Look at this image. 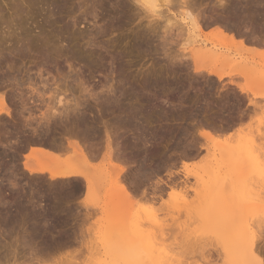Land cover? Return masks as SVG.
<instances>
[{"label":"rangeland","instance_id":"1","mask_svg":"<svg viewBox=\"0 0 264 264\" xmlns=\"http://www.w3.org/2000/svg\"><path fill=\"white\" fill-rule=\"evenodd\" d=\"M130 1L32 0V3L31 0H0V11L2 10L0 13H4V15H0V36L3 35L0 41H5V44L2 41L0 42V45L3 44L2 47H7L5 49L9 50L8 44L11 43V47L13 48L18 40L20 43L17 42L15 47L21 44L22 46L19 47L26 46L24 49L27 48L26 50H28L30 48H28V46L30 45L27 46L26 43L31 44L28 42H32L28 41L29 38L32 40V37L34 36L40 37L42 35L41 37H44L45 34L47 35L45 36L46 38L48 37L51 39L41 42L40 40H43L45 37H40L41 39H33V44H39V46H41L37 47L38 45H36L35 47L34 45L35 49H33L34 47L32 48L35 50L34 56L33 53H31L32 49L30 52L28 50V53L25 50L26 55L21 59L23 61L18 60L20 62L14 64V66L11 67L9 66L10 64H8V67H4L3 70L13 72V75H16L17 77H15L17 79L18 77L19 79H21L20 77H23L24 82L26 79L30 80L29 82H25L27 84L24 83V88L22 86V91L26 95L27 92H29L27 86L30 82L31 84H34L35 82H40L41 79L44 81L45 78H47L48 80L45 81H47V83L49 81V85H52V81L53 85L58 81H61L62 83L65 82V84L68 83V86H64L66 90L77 89L75 91L72 90L73 92L68 91L66 93V97L64 94L62 99H64V102L66 101V106L68 105L66 107L67 110H69L70 107V110L73 112L70 113V110H66L68 117L66 114L64 115V113H66L64 111V113L62 112L63 115L61 114L58 119L63 118L62 120L60 119V121L65 122L67 118H76L78 115L83 116L87 120L91 119L92 122L95 121L96 123L94 125L92 122H90L94 126L93 128H95V125L99 123L96 125L95 129L91 130V132L89 130L87 135L86 133L84 134L85 136H89L86 139L85 137L83 138V136L81 137L79 135L71 136L70 133H66L64 129L61 128V125L56 126V129L57 127L59 128L61 126L59 128L61 131L57 129L58 132L53 130L55 129V126H51L52 129L49 131L51 133L48 135L51 138H55V142L59 141L58 143L62 142L64 145H66V147L68 146L66 148V155L62 159L60 158L59 162L41 156H35L32 159L25 158L27 155V150H30L33 146V138L29 136L30 132L28 128H23L24 125L22 124L24 123L23 116L24 118L26 117V119L28 118L27 111H24V115L22 114L23 116L20 117L21 119L17 118L18 122H21L18 124V127L17 125H10L12 128L16 127L15 129L13 128V131L11 130L12 128L6 126L7 128H10L12 133L18 132V128L21 126L22 130L20 131L21 133L19 135L15 133H11L10 136L6 135L7 137L4 135L3 137H5V139H2V142H0V264H126L127 260L125 254H127V237L125 238V236L128 228L132 226L130 228H136L139 231H144V234H141L145 235L151 233L152 230H154L153 222H156L159 225H165L168 228L163 231L162 235L164 236L159 235L160 232L154 233L153 239L152 236H150V240L152 239L151 241L154 242L152 243L150 241V244L155 245V247L152 248V254L155 253L153 255L159 254L165 257L169 255L173 258H184L182 264H207L204 263V261L201 260L199 256V252L202 248H204L202 247L200 249L201 245H205V247H208L207 252L204 251V253H206L203 255L210 258L212 261L211 264H246L247 262L244 258H235L230 260L224 258L220 243L215 236L217 234L221 235L223 232L232 231V227L236 226L238 222L236 224V221H234L233 218H231V222H229L226 218H223V212L220 211V214L218 213L215 215L216 219L217 215H219L218 217L220 220H217V222L214 221L213 223H216L212 225H210L211 223L208 224V222H205L207 225L204 226L201 222V217L203 218L202 220L205 219L209 221V219L203 217L205 215L201 216V213L200 218L197 217L199 216L198 214L195 216L193 213L196 211L194 208L196 205L195 203L197 202V200H195L197 197L195 192L198 191L215 193L224 191L229 192L230 190L231 193H237L239 196L250 194V196H253V199L255 198L253 202L257 201L256 198L259 201H264V131H262L264 130V28H262V26L264 27V15L263 17L261 16L262 14L258 15L260 10L264 12V9H260L258 13L255 11L253 14L256 6L254 0H224L225 2H229L227 3L228 9L226 10L225 14L230 15L228 12L231 11L233 13L232 17L231 15L228 16L230 18L229 19L226 15H223L225 11L223 14H221L222 12L218 8L219 4L216 6L219 10H216L217 8H215L214 4L218 3V0H197L196 2L193 0L195 2L194 4L196 5L198 3L197 5L200 7L195 8L199 10H195L191 6V11H193L192 14L195 16L196 14H200L201 16L199 15V18L203 17L201 18L202 20L200 19V25L203 23V26L201 25L199 28H191L184 23L187 22V20L183 21L185 10L181 8V5L179 4V6L176 4L175 7H171L170 12H167L165 7L166 3L162 1L158 2L157 4L161 7L159 10L164 11L162 16L159 17L147 12L137 3L133 5L134 2L131 3ZM193 1L191 2L193 3ZM126 2L127 5L125 6L124 4H126ZM261 3H263L264 8V0ZM135 5H138L139 7ZM212 6H214V9L218 13L212 11ZM242 6L246 8L244 11H242L244 9ZM120 7L125 8L121 10ZM236 8H238V12H240L242 9V12L238 13L235 11L237 10ZM13 9L15 10L14 12H12ZM17 9L19 12L16 11ZM117 10L119 15L117 14ZM199 11L201 13L198 14L197 12ZM250 12L252 14H250ZM13 13H16L19 17H17V15L15 16ZM244 14L247 15L246 17H248L249 20L244 17ZM220 15L229 19V22L227 19H224L226 22L224 20L222 21L224 17L222 18ZM14 16L17 18H14ZM166 16L167 18L170 16V18L173 19V22L177 23L173 24L171 21L172 23H170L171 25L173 24V26H170V23H168V25L166 23ZM250 16L253 17L251 18ZM115 18L116 21H114ZM2 19L3 22H1ZM212 19L216 21L215 24H218L217 26L221 25L226 28L227 25H231L230 27L232 28V24H235L234 28L231 30L234 31L236 29L234 33H239H235L237 36L236 39H245L242 41L243 43L240 42V45L238 43L240 40L238 42H236L237 40L235 39V42L232 41V39L229 41L228 36H221L222 34L218 33V30H215V27L217 26L213 25L214 21L211 23ZM230 21L232 23H230ZM252 21H254V23ZM54 27H56L57 30H55L56 28ZM117 27H120L118 31ZM230 27H228V29H230ZM63 28H65V33L64 36H61L63 35L62 32H64ZM9 32L11 33L9 34ZM240 32L242 33L240 34ZM12 33L14 35H11ZM4 34L6 36H4ZM24 34L29 37L25 36ZM71 35L74 36L72 37ZM240 35H243V38ZM21 36H24L25 38L27 37L28 40H24V37ZM238 36H240V38ZM7 37H9V40H6ZM16 37L18 39H16ZM145 37L147 38L146 40L144 39ZM248 37L251 38L249 39ZM253 37L257 38V40H253ZM3 38H5V40ZM11 38L13 41L16 39V42H13L12 40L11 42ZM188 38L192 41L191 43L187 42ZM130 39H132V41ZM258 40L260 45L256 44V42L258 43ZM35 41L36 43H34ZM47 41L49 42L48 45L50 44V41L51 43L53 42L50 44L52 46L44 45L43 47V44H45ZM91 41L94 43H92V45H94L93 47H97L96 49L93 47H91L92 49L88 47L87 43L89 44ZM67 43L72 45L68 46ZM73 45H76L75 47L77 49ZM67 46L70 47V49L72 47L80 51H90V49L98 50V54L101 55V59H99L102 61H98L99 59L95 57L91 58L92 61L91 64H89L90 66L79 63L73 59H70L66 54L68 52L67 50L69 49ZM55 49H59L58 52ZM195 51H204L207 53L209 51L207 55H211L210 57L207 56V59H200L201 62L198 60L197 62L199 65L203 67L208 66L218 68L220 65L226 66V64H228V66L233 67V69H227L226 73H231V75H226L222 80L218 81L215 77L208 75L205 72H203L201 75L195 74L194 66L197 63L193 62L191 59L194 54L193 52ZM37 52L40 53V55L37 54ZM41 53H44V56H46L45 53H48L51 57L47 54L48 57L43 59L42 57L44 56H42L43 54ZM51 60L53 61L51 62ZM96 62L100 63V66L98 64L97 66ZM244 66L249 68L248 72L251 73L250 77H247V75H245L246 77L242 75L243 71H240L237 68ZM172 72H174V74ZM40 74L42 75L41 78ZM23 78L21 80H23ZM53 78L57 80L54 81ZM111 80L116 82L119 80L123 85L126 82V87L129 83L128 87L132 86V89H135L137 86L136 89H138L137 91L135 89V91H139L140 96L138 95L139 93L137 94L135 91H133V93H136L137 95L132 93V97H129L132 100H128L135 102L134 99L136 100V96H138V100H140L142 103L139 102V106L137 105L139 103L135 102L134 105L136 104V106H139L140 108L138 107V109H136V106H132L133 102L132 104H128V108H130H126L127 111H130V115L128 112H125L126 110L123 111V113L119 112V115H117L119 110L116 112L115 110L111 111L109 108L108 109L110 111L103 109V104H101V106L100 102H96V99H101V95L103 97L106 91L105 87L102 88V85H104L106 82L107 84H110L112 82ZM79 81L84 84L85 88L88 89L87 91L81 90V86L79 87L80 84L77 85L80 83ZM5 84L7 85L9 83ZM36 84L37 83L34 85ZM48 84V88H55V86L51 87ZM74 84L78 87L74 86ZM130 84L133 85L130 86ZM6 85H4V89H10L11 86ZM14 85L15 86L13 87L16 89L17 86L16 84ZM38 85L39 83L36 86ZM239 86L244 88V92L239 90ZM25 87H27V90ZM66 87H69L70 89ZM102 89L103 93L101 92ZM98 91L101 92L99 93L100 96L99 94L96 96H90L94 95L96 92L98 93ZM12 92L15 93L13 90ZM12 92L10 91L8 94H11ZM83 93L86 94L84 95ZM141 96L142 99L140 98ZM74 99L75 101L81 102L82 104L84 102V105L87 100V111L85 108H80V111L83 109V111H81L83 113L81 114V112L78 113L79 110H72L71 106L73 107ZM130 101L126 100V102L131 103ZM13 103L14 102L12 101V107L15 104ZM150 103H152V105ZM99 105L102 109L99 108ZM84 107H86V105ZM90 107L91 109H89ZM172 107H175V109ZM104 108L106 107L104 106ZM16 110L14 109L15 112H13L15 118L19 117L16 114ZM158 110L159 113L157 112ZM114 111L116 116L113 114ZM193 111L196 112L192 113ZM206 111L207 113H205ZM229 111L235 113L233 116L230 115L233 117L231 119L228 118V116H223L224 113H228ZM73 114L75 116H73ZM126 114L130 117L126 116ZM134 114L135 116H131ZM240 114H243L242 117ZM136 115L139 117H136ZM34 116L39 117V112L35 111ZM122 117L128 119V124H124L123 122V124H121L119 122L120 118L122 120L124 119ZM131 118L133 120H131ZM5 119L6 118L3 117L1 120L4 123H8L9 120ZM1 120L0 122L2 123ZM138 120L140 122L137 124L136 121ZM104 122L107 128H105L103 125ZM115 122L117 124H115ZM140 123L143 126H141ZM91 124L89 126H91ZM120 124L122 126H120ZM133 125H135V127H133ZM211 127L216 129H212ZM138 128H141L142 130L139 129L140 131H137ZM203 128L204 130H213L212 132H215L216 130L219 131L221 139L220 145H224L225 153L227 151L226 154L223 153V155L221 152L220 157L218 156L220 159V165L200 164L204 158L203 155H205V151L203 149L201 150L200 144L210 145V143L208 144L206 140L199 136V131H201ZM94 130L96 132H93ZM123 130H125V132ZM1 131L2 133L4 131L6 132V128H3ZM24 131L27 132L25 133ZM141 131L142 133L145 131L147 135L145 133V135L142 134ZM260 131H262V133ZM136 132H138L140 135ZM187 132L188 134H194L196 141L195 144L199 147V149L195 144H188V138L190 135H188ZM134 133L137 135H134ZM133 135L140 136L143 141H147L148 143H157L155 144L156 148L158 145H160V151L163 152L166 148L164 149L162 146L167 147L166 144H168V146L171 144V148H167L172 149L170 152L174 150V154L176 153L172 156V160H174L172 162L169 160L168 163L165 161L164 164L163 162H160L163 165L159 163L160 166H157L155 169L156 174L155 171L154 174L147 172L146 176L142 173L143 175L139 177L138 174L139 172L141 173L138 167L139 165L132 162V159L134 160L133 154H135L134 150H131L134 146L132 143L134 137ZM50 137L46 136V138H48L46 141H49ZM51 138L50 142L53 140ZM6 139L10 140L8 141ZM108 141L109 147L107 145ZM76 145L80 147L86 146L87 151L84 157L78 152ZM172 146L175 147V149ZM222 146L221 149L223 148ZM182 148L184 150H182ZM196 148L199 151L196 150ZM113 152L114 155H112ZM129 154H131V158H129ZM166 154L167 152L165 155ZM240 157L243 162H245L247 159L249 161V165L245 167L243 163H240ZM27 160H29V163H40L48 166L49 168L62 165L65 167L68 166L79 168L87 172L90 180L93 179L94 182L90 181V188L85 191L84 183L80 179L79 181L71 179L70 181L62 180L61 182V180L52 181L43 175H30L24 170L23 166L24 163L28 162ZM250 160L253 161V164H251L252 161ZM185 161L187 164H190L187 169L189 175L187 177L185 175L186 171L183 167V164L186 163ZM236 162L238 165L242 164L247 169L248 172L245 170L247 174L244 172L245 174H243V176L240 175L242 170L237 171V167H234ZM120 169L130 170V172L127 174V179L125 182H128L130 190L134 189L131 191L132 194L135 193V198L133 197V204L131 205V223H128L126 211L128 207L126 205L127 201L126 203L123 201L125 203L124 204L120 200V191L118 190L117 185L114 184V175ZM148 174L151 175L149 176ZM261 176L263 178H261ZM130 177L132 179L134 178V182ZM242 181L243 183L245 182V185H247L242 186L240 184ZM257 181H261L260 184ZM80 183L83 186L80 185ZM92 183L95 184V186ZM164 183L166 185L168 184L169 186H166ZM77 185L78 187H76ZM224 186H227V188L224 189ZM134 187H137L138 189L140 188L139 192L138 189ZM170 187L175 189L178 193L185 192L183 195H185L186 201H184V199H170ZM151 189H154V191L151 192ZM258 189L262 193H260ZM58 190H61L63 193L61 191L59 193ZM252 193H255V195L258 197ZM64 194L65 197L61 199ZM150 194L155 195V197L149 198ZM144 196L149 199V201L147 200L148 202H153V207L158 208V210H156L157 212L155 211L156 213H152V210L149 208L151 203L146 202V198L144 199ZM61 201L63 203H60ZM191 202L192 204L189 205ZM146 203L149 204V206ZM256 207L258 206L248 205L246 212L242 210L244 212L243 216L246 217V219H244L245 221L243 220L242 223L243 225L246 224L244 227L245 229L247 228L246 231L249 234L256 233V226H258L257 221H259V219L263 220L261 217L264 216V210H256ZM84 217L87 218L85 219ZM112 219H114V221ZM111 220L115 224L113 226L111 225V229H108L110 226H108V224ZM137 222H139V224ZM43 225L45 228L42 227ZM137 225L138 227L140 226V229L137 228ZM180 226L182 229L178 228ZM36 227H42V231L46 229V231L48 230L50 233H46L45 231L44 233H46V235L42 236L41 238L40 236L38 238L34 235L31 236L30 233L34 231L32 229H35ZM199 227H201L203 230L198 231L197 229H199ZM49 229L51 230L49 231ZM176 229H178V232ZM176 232L182 238L186 237L185 234L187 233L186 235L189 240L186 238L188 240L187 241L183 238L185 240L184 242H191L190 244L194 246L196 245L197 249L199 245V250L196 249L198 252L193 251L194 254L190 253L192 255L189 253V255L184 254L185 252L183 253L182 251L184 248L181 249V246L178 245V243L181 244L183 241L179 235H176ZM31 234H34V232ZM123 234L125 236H123ZM180 240L182 242H180ZM195 241L196 243H199L200 241V243L196 244ZM181 245L183 246V244ZM195 252L198 254L195 255Z\"/></svg>","mask_w":264,"mask_h":264},{"label":"bare ground","instance_id":"2","mask_svg":"<svg viewBox=\"0 0 264 264\" xmlns=\"http://www.w3.org/2000/svg\"><path fill=\"white\" fill-rule=\"evenodd\" d=\"M55 1V0H54ZM123 1V0H122ZM126 1H130V0H126ZM160 1H162V2H164V3H166L165 4V7H166V11L167 12H170V8L171 7H175L176 6V4L178 5H181V8H183L184 10H185V12H184V17H183V21H186L187 20V22H184L186 25H188V27H191V28H199L201 25L203 26V23L200 25V19L201 18H203V17H201V18H199V13H201L200 11L199 12H197L199 15H197L196 14V16L194 15V14H192V12L193 11H191V6H192V8H197L198 7V3L195 5L194 3L197 1V0H131L130 2L132 3V2H134L133 3V5L134 4H139L142 8H144L147 12H150V13H152L154 16H162V14H163V12L164 11H161V10H159V8H161L160 7V5H158L157 3L158 2H160ZM191 1H193V3L191 2ZM201 1V0H200ZM238 1V0H237ZM249 1V0H248ZM255 1V4H256V6H255V9H254V11H253V14H254V12L255 11H257L256 13H258V11L260 10V9H264L263 8V3H261L263 0H254ZM253 1V2H254ZM31 2H32V0H31ZM44 2V1H43ZM124 2H125V0H124ZM192 4H191V3ZM218 3H216V4H214V6H215V8H217L216 6L218 5L219 7V9H220V11L222 12H220L221 14H223V12H224V14L223 15H226L225 13H226V10L228 9L227 8V3H229V2H225L224 0H218L217 1ZM231 2V1H230ZM241 2V1H240ZM244 2V1H243ZM246 2V1H245ZM33 3V2H32ZM58 3V2H57ZM62 3V2H61ZM130 3V4H131ZM208 3H210V2H208ZM123 4V3H122ZM234 4V3H233ZM43 5H44V3H43ZM50 5V4H49ZM56 5V4H55ZM125 6L127 5V2H126V4H124ZM123 5V6H124ZM163 5V4H162ZM161 5V6H162ZM178 5V6H179ZM193 5H194V7H193ZM202 5V4H201ZM244 5H245V3H244ZM250 5V4H249ZM253 5V4H252ZM251 5V6H252ZM46 6V5H45ZM135 6H137V7H139L138 5H135ZM184 6V7H183ZM188 6H190V7H188ZM214 6H212L213 7V9H214ZM235 6H236V4H235ZM54 7V6H53ZM60 7V6H59ZM188 7V8H187ZM200 7V6H199ZM198 7V8H199ZM243 7V6H242ZM63 8V7H62ZM121 8V7H120ZM123 8H125V7H122L121 8V10L123 9ZM131 8V7H130ZM130 8H128V9H130ZM141 8V9H142ZM190 8V9H189ZM216 9V10H219V9ZM233 8H234V6H233ZM244 8V7H243ZM15 9V8H14ZM13 9V11L12 12H14L15 10ZM193 9V10H194ZM202 9V8H201ZM212 9V11H215V13L217 12L215 9L213 10ZM237 10H235V11H237L238 12V8H236ZM246 8H244L242 11H244ZM59 10H60V8H59ZM119 10V9H118ZM118 10H117V14H118ZM125 10V9H124ZM126 10H127V8H126ZM173 10V9H172ZM174 10H176V9H174ZM195 10H199V9H195ZM204 10V9H203ZM240 10V12H238V13H241L242 11ZM16 11H18L19 12V10L17 9ZM64 11V10H63ZM177 11V10H176ZM234 11V12H235ZM252 11V10H251ZM0 12H2V10L0 11ZM121 12V11H120ZM119 12V13H120ZM130 12H131V10H130ZM228 12V11H227ZM261 12H263V11H261L260 10V12L258 13V15H261L262 17H263V15H264V12L263 13H261ZM89 13V12H88ZM126 13H128V12H126ZM218 13V12H217ZM228 13H230V15H231V17H232V15H233V13H232V11L231 12H228ZM232 13V14H231ZM255 13V14H256ZM2 13H0V15H1ZM11 14V13H10ZM14 14V13H13ZM59 14V13H58ZM111 14V13H110ZM113 14V13H112ZM124 14V13H123ZM235 14H236V12H235ZM250 14H252L251 12H250ZM2 15H4V13L2 14ZM1 15V16H2ZM15 16L17 15L16 13L14 14ZM89 15V14H88ZM116 15V14H115ZM119 15V14H118ZM122 15V14H121ZM203 15V14H202ZM229 14H227L226 16L228 17V16H230ZM241 15V14H240ZM245 15V14H244ZM257 15V14H256ZM14 16V18H17V17H19L18 15H17V17H15ZM92 16V15H91ZM109 16V15H108ZM123 16V15H122ZM198 16V17H197ZM201 16V15H200ZM221 16V15H220ZM242 16V15H241ZM247 15H245L244 17H246ZM119 17V16H118ZM165 17V16H164ZM222 17V16H221ZM220 17V18H221ZM224 17V16H223ZM222 17V18H223ZM240 17V16H239ZM251 17V16H250ZM253 17V16H252ZM251 17V18H252ZM257 17V16H256ZM117 18V17H116ZM116 18H115V20L114 21H116ZM129 18V17H128ZM166 18H167V16H166ZM165 18V19H166ZM205 18V17H204ZM221 18V19H222ZM229 18V17H228ZM234 18H237V17H234ZM247 19H248V17H246ZM113 19V18H112ZM172 18H170V16H169V18H167L166 19V23L168 24V23H170L171 21L173 22V19L171 20ZM216 19V18H215ZM221 19H220V21H221ZM224 19H227V18H223L222 19V21L224 20ZM230 19V18H229ZM229 19H227L228 20V22H229ZM4 20H6V19H4ZM10 20V19H9ZM15 20V19H14ZM18 20V19H17ZM16 20V21H17ZM202 20V19H201ZM238 20V19H237ZM242 20V19H241ZM246 20V19H245ZM249 20V19H248ZM248 20H246V21H248ZM174 21H176V20H174ZM205 21H206V19H205ZM210 21V20H209ZM213 19H212V22L211 23H213ZM219 21V20H218ZM225 21V20H224ZM232 21V20H231ZM230 21V23H232ZM239 21H240V19H239ZM244 21V20H243ZM258 21V20H257ZM261 21H263V20H261ZM1 22H3V19H2V21ZM5 22V21H4ZM14 22V21H13ZM19 22V21H18ZM120 22V21H119ZM171 22V23H172ZM215 22L216 21H214V23H213V25H216L215 24ZM226 22V21H225ZM253 23H254V21H252ZM57 23V22H56ZM59 23V22H58ZM75 23V22H74ZM123 23V22H122ZM151 23V22H150ZM171 23H170V26H173V24L175 23V22H173V24L171 25ZM177 23V22H176ZM175 23V24H176ZM208 23V22H207ZM206 23V24H207ZM210 23V24H211ZM240 23V22H239ZM248 23V22H247ZM263 23V22H262ZM66 24V23H65ZM64 24V25H65ZM205 24V25H206ZM221 24V23H220ZM223 24H225V23H223ZM227 24H229V23H227ZM226 24V25H227ZM258 24V23H257ZM121 25V24H120ZM169 25V24H168ZM208 25H209V23H208ZM212 25V24H211ZM218 25V24H217ZM216 25V26H217ZM225 25V26H226ZM233 26H232V28H234V25L235 24H232ZM263 25V24H262ZM119 26V25H118ZM231 26V25H230ZM230 26H228L227 25V28L226 27H223V26H217V27H215L214 29L215 30H218V33H220V34H222L221 36H223V37H229V41L232 39V41H234V39L235 40H237L236 38H237V36H236V34H239L238 32H235L234 33V31L236 30H234V31H232L231 29V27ZM239 26H241V25H239ZM238 26V27H239ZM244 26V25H243ZM247 26V25H246ZM253 26V25H252ZM255 26V25H254ZM258 26V25H257ZM70 27V26H69ZM112 27V26H111ZM110 27V28H111ZM116 27V26H115ZM228 27H230V29H228ZM260 27V26H259ZM258 27V28H259ZM54 28H56V27H54ZM62 28V27H61ZM67 28V27H66ZM118 29H117V31L119 30V28L120 27H117ZM202 28V27H201ZM237 28V27H236ZM257 28V29H258ZM262 28H264L263 26H262ZM64 29V32H62V34L63 35H61V36H64V33H65V28H63ZM62 29V30H63ZM68 29V28H67ZM116 29V28H115ZM245 29V28H244ZM256 29V28H255ZM55 30H57V28L55 29ZM113 30V29H112ZM214 30V31H215ZM246 30V29H245ZM254 30V29H253ZM264 30V29H263ZM262 30V31H263ZM53 31V30H52ZM70 31V30H69ZM111 31V30H110ZM115 31V30H114ZM122 31V30H121ZM238 31V30H237ZM247 31V30H246ZM258 31H259V29H258ZM258 31H256V32H258ZM260 31H261V29H260ZM44 32V31H43ZM107 32H109V31H107ZM245 32V31H244ZM11 32H9V34H10ZM40 33V32H39ZM60 33H61V31H60ZM66 33H67V30H66ZM72 33V32H71ZM242 32H240V34H241ZM1 34V33H0ZM3 34V33H2ZM6 34V33H5ZM4 34V36H6ZM26 34V33H25ZM24 34V35H25ZM81 34V33H80ZM217 34V33H216ZM247 34V33H246ZM253 34V33H252ZM11 35H14L13 33L11 34ZM11 35H8V36H11ZM58 35H59V33H58ZM70 35V34H69ZM145 35V34H144ZM225 35V36H224ZM244 35V34H243ZM243 35H240L241 37L243 36ZM3 36V35H2ZM2 36H0V39H2L1 37ZM17 36V35H16ZM25 36H27V35H25ZM42 36V35H41ZM40 36V37H41ZM45 36H47V35H45L44 34V37ZM72 36V35H71ZM74 36V35H73ZM72 36V37H73ZM149 36V35H148ZM240 36H238L239 38H240ZM259 36V35H258ZM262 36V35H261ZM21 37H24V36H21ZM27 37H29V36H27ZM26 37V38H27ZM40 37H32L33 39H35V38H40ZM44 37H41V38H44ZM56 37H59V36H56ZM137 37V36H136ZM144 37V36H143ZM147 37V36H146ZM144 38L145 40L147 39V38ZM264 37V36H263ZM9 37H7L6 38V40L8 39ZM14 38V37H13ZM20 38V37H19ZM25 37H24V40H28V38L26 39ZM40 38V39H41ZM48 38V37H47ZM46 37L43 39V40H40V42L41 41H46V40H51L50 38H48L47 39ZM71 38V37H70ZM69 38V39H70ZM190 38V37H189ZM188 38V43H191L192 41L190 40ZM238 38V39H239ZM243 38V37H242ZM249 39L251 38V37H248ZM4 40H5V38H3ZM16 39H18L17 37H16ZM15 39V40H16ZM23 39V38H22ZM33 39L32 40H30V38H29V40L28 41H32L33 42ZM68 39V40H69ZM134 39V38H133ZM151 39V38H150ZM187 39V38H186ZM185 39V40H186ZM254 39H256L257 40V38H254L253 37V40ZM263 39V38H262ZM9 40V39H8ZM12 40V38L10 39V41ZM13 41V42H16V41ZM38 40V39H37ZM55 40V39H54ZM53 40V41H54ZM128 40H129V38H128ZM131 41H132V39H130ZM240 40V41H239ZM239 40H237L236 42H238L239 44H240V42H242V41H244V40H241V39H239ZM246 40H248V39H246ZM252 40V39H251ZM252 40V41H253ZM2 41V40H1ZM0 41V42H1ZM11 41V42H12ZM27 41V42H28ZM67 41V40H66ZM72 41V40H71ZM3 42V41H2ZM7 42V41H6ZM17 42H18V40H17ZM17 42H16V44H17ZM32 42H28V43H31V44H27L26 43V45L28 46V45H30V46H28V50H29V52H30V50L34 47V45H35V47H36V45H38L37 47H41V46H39V44H33ZM39 42V43H40ZM58 42V41H57ZM73 42V41H72ZM235 42V41H234ZM249 42V41H248ZM256 42V41H255ZM4 44H5V41L3 42ZM7 43H9V42H7ZM18 43H20V41L18 42ZM34 43H36V41L34 42ZM43 43V42H42ZM48 41L47 42H45V44H43V47H44V45H47V46H49L50 44H52L51 43V41H50V44L48 45ZM69 43V42H68ZM67 43V44H68ZM71 43V42H70ZM92 41H91V43L89 42V44L87 43V45H88V47H93L94 45H92ZM243 43V42H242ZM16 44L14 45V47L12 48L11 47V43L10 44H8V49L9 50H7V49H5V48H7V47H2V45H0V120L4 117V118H6L7 120H9V122L8 123H4L2 120V123L0 122V142H2V139H5V137H7V136H10L11 135V131H10V128H12V127H10V125H17V127H18V124H20L21 122H18V119L17 118H20L21 116H23L24 115V111H27V115H28V118L26 119V117L24 118V116H23V119L25 120H23V122L24 123H22L24 126H23V128L24 127H26V128H28V130H29V132H30V137H32L33 138V146L31 147V149H30V154H27L26 156H25V158L26 159H32V158H34L35 156H41V157H45V158H49V159H51V160H56V161H60V158L59 157H57V156H54L52 153H50V148H55V149H61V150H64L65 151V149L68 147H66L62 142L61 143H58L59 141H57V142H55V138H51L49 135V133H51V132H49V131H51V129H52V127L51 126H55V129H53V130H55L56 132H58V130H60L59 128L61 127V128H63L64 129V131L66 132V133H70L71 134V136L73 135H79V136H83V138L85 137V139L87 138V137H89V136H85L84 134L86 133V135H87V132L90 130V132H91V130L92 129H95L96 128V125L97 124H99V123H97L96 125H95V128H93L94 126V124L96 123L95 121H91V119H89V120H87L86 118H84L83 116H76V118L74 117V118H67L66 119V121L65 122H61L60 121V119L61 118H59L58 119V117L62 114L63 115V113H64V111L66 112V110H67V106H66V101L64 102V99H62V96L65 94V97H66V93L68 92V91H72V90H66L65 89V87L64 86H68L69 84L67 83V84H65V82L64 83H62L61 81L59 82H56V83H54V85H53V81H52V85H49L48 83H49V81H48V83H47V81H45V80H48L47 78H45V80L43 81L42 79H41V81H40V78L42 77V73L40 74L41 76H40V78H39V81L40 82H35V83H39V85L38 86H36V85H34V84H31V82L28 84V88L27 87H25V89L27 88L28 89V91L29 92H27L26 90V92H27V95L22 91L23 89H22V86L23 85H25V84H27V83H25L26 81L27 82H29L30 80H27L26 79V81L24 82V78L23 77H20L21 79L23 78V80H21V79H19V77H18V79L13 75V72H11V71H4L3 69H4V67H8V64H10L9 66L11 67V66H14V64H16V63H19L20 61H23V60H21L23 57H25V55H26V51H27V53H28V50H26V49H24L25 47H19V46H22L21 44H19V46L17 45V47H15L16 46ZM94 44V43H93ZM144 44V43H143ZM187 44V43H186ZM247 44V43H246ZM256 44L257 45H260L259 44V40H258V43L256 42ZM255 44V45H256ZM262 44V43H261ZM9 45H10V47H11V49H10V47H9ZM54 45V44H53ZM72 44H68V46H71ZM241 45V44H240ZM252 45V44H251ZM254 45V46H255ZM4 46H7V45H4ZM13 46V45H12ZM50 46H52V45H50ZM56 46V45H55ZM67 46V47H68ZM74 46V45H73ZM76 46V45H75ZM74 46V47H75ZM143 46V45H142ZM141 46V47H142ZM35 47L33 48V49H35ZM66 47V48H67ZM58 48V47H57ZM65 48V47H64ZM69 49H70V47H68ZM76 48V47H75ZM75 48H72L71 47V49L69 50H67V51H65V52H67L66 54L69 56V58L70 59H73V60H75V61H77V62H79V63H83L84 65L85 64H87V65H89V64H91V58H100L101 59V55L100 54H98L99 53V51L98 50H95L97 47H93V48H95L94 50H91L90 49V51H80V50H76ZM100 48V47H99ZM32 49V52L31 53H33V56H34V53H35V50H33ZM45 49H46V47H45ZM131 49V48H130ZM133 49H134V47H133ZM26 50V51H25ZM37 50V49H36ZM50 50V49H49ZM56 50V49H55ZM55 50H53V51H55ZM59 50V49H58ZM58 50H56L57 52H58ZM51 52V51H50ZM129 52H131V51H129ZM30 53V54H31ZM55 53V52H54ZM194 54H193V56H192V61L193 62H195V63H197V64H195V66H194V73L195 74H197V75H201V74H203V72H205V73H207L208 75H211V76H213V77H215L218 81H220V80H222L226 75H231V73H226V70L227 69H229V70H231V69H233V67H230V66H228V64H226V66L224 65V66H221L220 65V67H218V68H216V67H208V66H206V67H208V68H206V67H203V66H201V65H199L198 64V60L200 61V59H207L206 57L208 56V57H210L209 55H207L208 53H209V51H208V53L207 52H202V51H195V52H193ZM37 54H39L40 55V53H38L37 52ZM41 54H43L42 56H44V53H41ZM46 54V56H44V57H42L43 59H45V57L47 58L48 56H50L48 53H45ZM47 54H48V56H47ZM27 55H29V54H27ZM61 55V54H60ZM26 57H28V56H26ZM36 57V56H35ZM51 57V56H50ZM49 57V58H50ZM213 57V56H212ZM211 57V58H212ZM41 58V59H42ZM27 59V58H26ZM51 59H53V58H51ZM69 59V60H70ZM98 59H96V60H98ZM98 60V61H102V60ZM18 60H20V61H18ZM49 60V59H48ZM68 60V59H67ZM18 61V62H17ZM53 60H51V62H52ZM74 61V62H75ZM48 62V61H47ZM55 62V61H54ZM201 62V61H200ZM76 63V62H75ZM94 63H95V61H94ZM208 63V62H207ZM211 63V62H210ZM221 63H223V62H221ZM13 64V65H12ZM48 64V63H47ZM59 64V63H58ZM92 64H93V62H92ZM99 65L100 63H97L96 62V65ZM7 65V66H6ZM44 65V64H43ZM46 65V64H45ZM82 65V64H81ZM95 65V64H94ZM94 65H92V66H94ZM97 65V66H98ZM90 66V65H89ZM96 66V67H97ZM100 66V65H99ZM9 67V68H10ZM60 67V66H59ZM249 67V66H248ZM20 68V67H19ZM43 68V67H42ZM61 68V67H60ZM238 68V70H240V71H243L242 72V75H247V77H250L251 76V73L250 72H248L249 71V68H247L246 66H244V67H237ZM236 68V69H237ZM21 69V68H20ZM23 69H25V68H23ZM28 69V68H27ZM98 69H99V67H98ZM235 69V70H236ZM237 70V71H238ZM24 71V70H23ZM100 71V70H99ZM251 71V70H250ZM27 72V71H26ZM39 72V71H38ZM41 72V71H40ZM165 72H166V70H165ZM232 72H234V71H232ZM173 74H174V72H172ZM112 74V73H111ZM157 74V73H156ZM171 74V73H170ZM176 74V73H175ZM39 75V74H38ZM110 75V74H109ZM196 75V76H197ZM179 76V75H178ZM107 77V76H106ZM246 77V76H245ZM58 78H59V76H58ZM155 78V77H154ZM176 78V77H175ZM32 79V78H31ZM35 79V78H34ZM38 79V78H37ZM44 79V78H43ZM158 79V78H157ZM161 79V78H160ZM52 80V79H51ZM53 80L54 81H56L57 79H55V78H53ZM59 80V79H58ZM121 80V79H120ZM152 80V79H151ZM105 81V80H104ZM112 82L110 83V84H107V82L104 84V85H102V88H104L105 87V93H104V95H103V97H102V95L100 96V94L99 93H101L102 91H103V89L101 90V92H99L98 91V93L96 92L94 95H90V96H96V95H98L99 94V96L101 97V99H99V98H97V99H99V100H97L96 98V102L98 101V103L100 102V105L101 104H103V109H105V110H111V111H113V110H115L116 112L118 111V114L117 115H119V112L121 113H123V111H125V112H128L129 113V115H130V111H127V108H128V104H132V102L130 101V100H132V99H130L132 96H131V94L133 93V91H135V89H136V87H135V89L133 90L132 89V86L131 85H133V84H130V86L131 87H128L129 86V83H128V85H127V87L125 86V84H126V82L124 83V85L122 84V82L121 81H119V80H117V82L116 81H113V80H111ZM123 81V80H122ZM150 81V80H149ZM80 82V81H79ZM158 82V81H157ZM160 82V81H159ZM169 82V81H168ZM255 82V81H254ZM257 82V81H256ZM5 83H9V84H5ZM25 83V84H24ZM33 83V82H32ZM61 83H62V85H61ZM149 83V82H148ZM258 83V82H257ZM14 84H16V86H17V90H18V88H19V92L13 87V86H15ZM47 84L49 85V86H51V87H53V86H55V88H48V86H47ZM64 84V85H63ZM80 84V85H79ZM103 84V83H102ZM163 84H164V82H163ZM182 84V83H181ZM4 85H6V86H8V85H10L11 87H10V89H8V90H5L4 89ZM77 85H79V87L81 86V90H83V91H87L88 89H86L85 88V86H84V84L82 83V82H80V83H78ZM77 85H75L74 84V86H77ZM107 85V86H106ZM140 85V84H139ZM155 85V84H154ZM165 85H167V84H165ZM165 85H164V87H165ZM47 86V87H46ZM62 86H63V88H62ZM151 86V85H150ZM149 86V87H150ZM237 86H238V84H237ZM236 86V87H237ZM20 87H21V89H20ZM42 87V88H41ZM78 87V86H77ZM178 87V86H177ZM15 90H14V89ZM23 88H24V86H23ZM66 88H69V87H66ZM72 88H74V87H72ZM151 88V87H150ZM173 88V87H172ZM70 89V88H69ZM77 89V88H76ZM75 89V90H76ZM80 89V88H79ZM101 89V88H100ZM138 89V88H137ZM137 89H136V91H137ZM12 90L13 91H15V93L14 92H12ZM75 90H73V91H75ZM141 90H143V89H141ZM239 90L241 91V92H244V88L242 87V86H239ZM12 92V93H14V94H8V92ZM72 91V92H73ZM135 91V92H136ZM25 94H23V93ZM28 93H29V95H28ZM103 93V92H102ZM137 94L139 93V91L138 92H136ZM134 94V95H137V94ZM84 94V93H83ZM86 94V93H85ZM84 94V95H85ZM88 94V93H87ZM91 94V93H90ZM93 94V93H92ZM70 95V94H69ZM76 95V94H75ZM82 95V94H81ZM139 96H140V93L138 94ZM71 96V95H70ZM80 96V95H79ZM87 96V95H86ZM131 96V97H130ZM145 96V95H144ZM76 97H77V95H76ZM83 97V96H82ZM81 97V98H82ZM130 97V98H129ZM134 97V96H133ZM137 97V99L135 100L134 99V101L135 102H141L140 100H138L139 98H138V96H136ZM146 97V96H145ZM80 98V99H81ZM141 99H142V96L140 97ZM148 98V97H147ZM94 99V100H95ZM128 99H130V100H128ZM69 100V99H68ZM77 100V99H76ZM82 100V99H81ZM126 100L127 101H130L131 103H129V102H126ZM12 101L15 103H13L14 105H13V107H14V109L16 110V106H17V110H16V114H17V116H19V117H14V113L13 112H15L14 111V109H13V107H12ZM84 101V100H83ZM135 102H133V105L132 106H136V104L134 105V103ZM145 102V101H144ZM148 102V101H147ZM150 102V101H149ZM66 103V104H65ZM142 103V102H141ZM149 104V103H148ZM151 105H152V103H150ZM86 105V107H84ZM85 105H84V102H83V104L81 103V102H78V101H75V99H74V103H73V107L71 106V109L72 110H79L80 108H85V110L86 109H88V105H87V100H86V103H85ZM96 105H97V103H96ZM99 105V106H100ZM127 105V106H126ZM137 105H139L140 106V103L139 104H137ZM143 105V104H142ZM141 105V106H142ZM154 105V104H153ZM70 106V105H69ZM102 106V105H101ZM101 106L99 107V108H101ZM104 106L106 107V108H104ZM132 106H131V108H132ZM138 106V107H139ZM127 107V108H126ZM138 107L136 106V109H138ZM154 107V106H153ZM152 107V108H153ZM197 107V106H196ZM101 108V109H102ZM109 108V109H108ZM130 108V107H129ZM128 108V109H129ZM140 108V107H139ZM158 108V107H157ZM172 108H174L175 109V107H172ZM206 108V107H205ZM89 109H91V107L89 108ZM179 109V108H178ZM188 109V108H187ZM190 109V108H189ZM201 109V108H200ZM204 109V108H203ZM69 110H70V107H69ZM69 110H67V111H69ZM109 110V111H110ZM157 110V109H156ZM184 110V109H183ZM192 110V109H191ZM194 110V109H193ZM39 112V117L38 116H34V112ZM81 111H83V109L81 110ZM80 110H79V112L78 113H80L81 112ZM87 111V110H86ZM115 111L113 112V114L116 116V114H115ZM178 111V110H177ZM188 111V110H187ZM186 111V112H187ZM200 111V110H199ZM211 111V110H210ZM63 112V113H62ZM70 113L71 112H73V111H69ZM158 113H159V110L157 111ZM185 112V113H186ZM196 112V111H195ZM194 111L192 112V113H195ZM198 112V111H197ZM201 112H202V110H201ZM204 112V111H203ZM26 113V112H25ZM83 112H81V114H82ZM108 113V112H107ZM205 113H207V111L205 112ZM211 113V112H210ZM23 114V115H22ZM67 115V112L66 113H64V115ZM110 114V113H109ZM111 114H112V112H111ZM137 114V113H136ZM140 114V113H139ZM220 114V113H219ZM26 115V116H27ZM85 115V114H84ZM121 115H123V114H121ZM120 115V116H121ZM129 115H127L126 114V116H129ZM138 115V114H137ZM136 115V117H139V116H137ZM160 115V114H159ZM190 115V114H189ZM210 115V114H209ZM241 115V114H240ZM243 115V114H242ZM242 115H241V117H242ZM32 116H34V117H32ZM73 116H75L74 114H73ZM125 116V117H126ZM131 116H135V114L134 115H131ZM181 116V115H180ZM206 116V115H205ZM67 117H68V115H67ZM125 117H122V118H124L123 120L120 118L119 119V122L121 123V124H125V123H127V120L128 119H125ZM130 117V116H129ZM129 117H127V118H129ZM174 117V116H173ZM183 117H185V116H183ZM133 119H135L134 117H132ZM131 118V120H133ZM202 118H203V116H202ZM5 119V120H6ZM21 119V118H20ZM19 119V120H20ZM63 119V118H62ZM61 119V120H62ZM95 119V118H94ZM183 119V118H182ZM100 120V119H99ZM130 120V121H131ZM205 120V119H204ZM60 121V122H59ZM116 121V120H115ZM208 121V120H207ZM7 122V121H6ZM90 122H92V124L90 123ZM123 122V123H122ZM138 122H140L139 120L138 121H136V123L138 124ZM205 122H206V120H205ZM59 123V124H58ZM91 124V126H89L90 124ZM135 123V122H134ZM134 123H132V124H134ZM136 123H135V125H136ZM198 123V122H197ZM115 124H117L116 122H115ZM119 124V123H118ZM120 124V126H122ZM128 124V123H127ZM195 124V123H194ZM58 125H61L59 128L57 127V129H56V126H58ZM103 125L105 126V128H107L106 127V125H105V122L103 123ZM130 125V124H129ZM135 125H133V127H135ZM140 125H141V123H140ZM139 125V126H140ZM203 125V124H202ZM6 126H9L8 128L6 127ZM20 126V125H19ZM119 126V127H120ZM138 126V127H139ZM141 126H143V125H141ZM22 127V126H21ZM21 127H19L18 128V132H13L12 134H20L21 132V130H22V128ZM116 127H118V126H116ZM137 127V126H136ZM3 128H6V132L4 131L3 133H7V134H3L2 133V129ZM14 128V127H13ZM13 128L11 129L12 131H13ZM16 128V127H15ZM14 128V129H15ZM142 128V127H141ZM141 128H138L137 129V131H140L139 129H141ZM210 128V127H209ZM212 128V127H211ZM143 129V128H142ZM141 129V130H142ZM201 129V128H200ZM212 129H216V128H212ZM5 130V129H4ZM27 130V131H28ZM145 130V129H144ZM16 131H17V129H16ZM26 131V132H27ZM61 131V130H60ZM122 131V130H121ZM120 131V132H121ZM124 132H125V130H123ZM147 131H148V129H147ZM213 131V130H212ZM212 131H210V130H204V128L201 130V131H199V136L201 137V138H203L204 140H206L207 141V143L209 144L210 143V145H201L200 144V148H201V150L203 149L204 151H205V155H203L204 156V158L202 159V161L200 162V164H211V165H220V159H219V157H220V154H221V152H222V154L224 153V154H226L227 153V151H226V153H225V150H224V145L222 146V145H220V141H221V139H220V134H219V131H215V132H212ZM262 131H264V130H262ZM262 131H260L261 133H262ZM23 132V131H22ZM25 132V131H24ZM25 132V133H26ZM28 132V133H29ZM93 132H96L95 130L93 131ZM144 133H145V131H143ZM190 132V131H189ZM27 133V134H28ZM136 133H138V132H136ZM136 133H134V135L136 134ZM141 133H142V131H141ZM144 133H142V134H144ZM261 133H260V135H261ZM24 134V133H23ZM49 134V135H48ZM94 134V133H93ZM139 134V133H138ZM146 134V133H145ZM144 134V135H145ZM187 134H188V132H187ZM186 134V135H187ZM5 135V137H3ZM7 135V136H6ZM25 135V134H24ZM66 135V134H65ZM90 135V134H89ZM96 135V134H95ZM131 135V134H130ZM133 135V136H134ZM137 135V134H136ZM140 135V134H139ZM147 135V134H146ZM188 135H190L189 136V138H188V144H195V136H194V134L192 135V133H189ZM263 135V134H262ZM13 136V135H12ZM11 136V137H12ZM46 136L47 137H50L51 139H53V140H51V142H50V138H49V141H46L48 138H46ZM132 136V137H133ZM142 136V135H141ZM14 137V136H13ZM12 137V138H13ZM26 137H27V135H26ZM53 137H54V135H53ZM55 137H56V135H55ZM131 137V138H132ZM145 137H149V136H145ZM151 137H153V136H151ZM150 137V138H151ZM16 138V137H15ZM46 138V139H45ZM57 138V137H56ZM144 138V137H143ZM154 138V137H153ZM17 139V138H16ZM19 139H21V138H19ZM26 139V138H25ZM28 139V138H27ZM107 139H108V137H107ZM128 139V138H127ZM198 139V138H197ZM6 140H8V139H6ZM10 140V139H9ZM8 140V141H9ZM23 140V139H22ZM57 140V139H56ZM109 140V139H108ZM130 140V139H129ZM16 141V140H15ZM31 141V140H30ZM151 141H153V140H151ZM4 142V141H3ZM18 142V141H17ZM6 143V142H5ZM16 143V142H15ZM14 143V144H15ZM119 143H120V141H119ZM132 143H133V148L131 149V150H134V153L135 154H133L134 156V160L132 159V162L133 163H137L139 166V170L141 171V173L139 172V177L140 176H142L143 174L146 176V174H147V172H151V173H153L154 174V171H155V169L157 168V166H160L159 165V163L160 162H163V164H164V162L165 161H167V163H168V161L170 160V162H172L173 160H172V156H173V154H174V150L172 151V152H170V150H172V149H170L171 147H170V145L168 146V144H166L167 145V147H170L169 149L167 148V147H165V146H162L163 148H161V149H163L164 150V152L163 151H160V145H158L157 146V148H156V146H155V144H157V143H153V144H151V142L150 143H148L147 141H143L142 140V138H140V136H134L133 137V140H132ZM169 143V142H168ZM197 143H198V141H197ZM200 143V142H199ZM186 144V143H185ZM187 144V145H188ZM26 145V144H25ZM107 145H108V147H109V141L107 142ZM129 145V144H128ZM162 145H164V144H162ZM172 145H173V143H172ZM176 145V144H175ZM180 145V144H179ZM196 145V144H195ZM4 146V145H3ZM70 146V145H69ZM181 146V145H180ZM189 146V145H188ZM192 146V145H191ZM221 146L223 147L222 149H221ZM10 147V146H9ZM12 147V146H11ZM16 147V146H15ZM26 147V146H25ZM173 147V146H172ZM177 147H179V146H177ZM176 147V148H177ZM182 147V146H181ZM196 147H198L197 145H196ZM20 148V147H19ZM64 148V149H63ZM76 148H77V150H78V152L84 157L85 156V154H86V146H82V147H80V146H77L76 145ZM129 148V147H128ZM174 149H175V147H173ZM180 148V147H179ZM189 148V147H188ZM59 149L58 150H56L55 152H59ZM92 149V148H91ZM186 149V148H185ZM192 149V148H191ZM198 149H199V147H198ZM197 148H196V150H198ZM19 150H21V149H19ZM54 150V149H53ZM118 150V149H117ZM182 150H184L183 148H182ZM194 150H195V148H194ZM221 150V151H220ZM3 151V150H2ZM6 151V150H5ZM10 151V150H9ZM92 151V150H91ZM130 151V150H129ZM178 151V150H177ZM199 151V150H198ZM14 152V151H13ZM19 152V151H18ZM93 152V151H92ZM119 152H121V151H119ZM132 152V151H131ZM167 152V154L165 155V153ZM183 152V151H182ZM231 152V151H230ZM229 152V153H230ZM179 153V152H178ZM233 153V152H232ZM232 153H231V155H232ZM111 154V153H110ZM126 154V153H125ZM128 154V153H127ZM176 154V153H175ZM174 154V155H175ZM196 154V153H195ZM223 154V155H224ZM244 154V153H243ZM243 154H241V155H243ZM112 155H114V152H113V154ZM120 155H121V153H120ZM187 155V154H186ZM230 155V154H229ZM129 158H131L132 156H131V154H129ZM219 156V157H218ZM226 156V155H225ZM233 156V155H232ZM7 157V156H6ZM182 157V156H181ZM184 157V156H183ZM231 157V156H230ZM243 157V156H242ZM12 158V157H11ZM185 158V157H184ZM222 158H223V156H222ZM201 159V158H200ZM230 159V158H229ZM14 160H15V158H14ZM223 160V159H222ZM237 160H239V159H237ZM240 160H241V157H240ZM239 160V161H240ZM28 162L27 163H24V170L26 171V172H28L30 175H44V174H46V175H48L49 176V179L50 180H52V181H58V180H61V182H62V180L64 181V180H73V179H75V180H77V181H79V179L81 180V181H83V183H84V188H85V191H87L89 188H90V181H93V179L92 180H90V177H89V175H88V173L87 172H85L84 170H81V169H79V168H73V167H68V166H64V165H62V166H57V167H52V168H49L48 166H46V165H43V164H40V163H29V160H27ZM242 161V162H241ZM240 161V163H243L244 164V166L246 167L247 165H249V161L246 159V161L245 162H243V160H241ZM250 161H252V160H250ZM131 162V161H130ZM131 162V163H132ZM186 162V161H185ZM238 162V161H237ZM236 162V164L234 165V167H237V171H241L240 172V175H242L243 176V174H247V169L242 165V164H239L238 165V163ZM166 163V164H167ZM182 163H184V162H182ZM160 164H162V163H160ZM162 164V165H163ZM251 164H253V161H252V163ZM255 164V163H254ZM132 166V165H131ZM135 166V165H134ZM171 166V165H170ZM190 166V164H187V162L186 163H184L183 164V167H184V170L186 171V173H185V175H186V177L187 176H189L188 175V167ZM252 166V165H251ZM3 167H4V165H3ZM218 167V166H217ZM242 167H244V168H242ZM254 167V166H253ZM252 167V168H253ZM154 168V169H153ZM239 168V169H238ZM248 168H249V166H248ZM159 169V168H158ZM235 169V168H234ZM250 169V168H249ZM138 170V171H139ZM161 170V169H160ZM183 170V171H184ZM247 172H246V171ZM259 170H261V169H259ZM137 171V172H138ZM153 171V172H152ZM130 172V170L129 169H120L118 172H116L115 173V177H114V179H115V185H117V187H118V190L120 191V194H119V198H120V200L123 202V201H125V203H126V201H127V217H128V223H131V205L133 204V201H132V199H133V197H134V194H132V192L131 191H133L132 189L130 190V186L128 185V182H125V180L127 179V174ZM136 172V171H135ZM134 172V173H135ZM158 172H159V170H158ZM170 172V171H169ZM168 172V173H169ZM245 172V173H244ZM143 173V174H142ZM132 174V173H131ZM141 174V175H140ZM155 174H156V171H155ZM174 174V173H173ZM149 176L151 175V174H148ZM130 176V175H129ZM133 176L135 177V175L133 174ZM247 176V175H246ZM245 176V177H246ZM136 177H137V174H136ZM154 177V176H153ZM131 178V177H130ZM214 178H216V177H214ZM251 178V177H250ZM261 178H263L262 176H261ZM260 178V179H261ZM132 179V178H131ZM134 179V178H133ZM133 179H132V181H133ZM139 179V178H138ZM142 179V178H141ZM145 179V178H144ZM149 179V178H148ZM216 180V179H215ZM129 181H131V180H129ZM225 181H226V179H225ZM224 181V182H225ZM94 182V181H93ZM134 182V181H133ZM146 182V181H145ZM144 182V183H145ZM158 182V181H157ZM160 182H161V180H160ZM159 182V183H160ZM163 182V181H162ZM207 182V181H206ZM215 182V181H214ZM258 182V181H257ZM261 182V181H260ZM260 182H258L259 184H260ZM79 183V182H78ZM141 183V182H140ZM139 183V184H140ZM213 183V182H212ZM228 183V182H227ZM226 183V184H227ZM256 183V182H255ZM263 183H264V181H263ZM93 184V183H92ZM95 184H96V182H95ZM95 184H93L94 186H95ZM137 184V183H136ZM165 184V183H164ZM203 184V183H202ZM201 184V185H202ZM207 184V183H206ZM240 184L242 185V186H246L245 185V182L243 183V181L242 182H240ZM80 185H82L81 183H80ZM79 185V186H80ZM166 185V184H165ZM168 185V184H167ZM166 185V186H167ZM228 185V184H227ZM252 185V184H251ZM255 185V184H254ZM83 186V185H82ZM82 186H80V187H82ZM93 186V187H94ZM134 186H135V184H134ZM169 186V185H168ZM178 186V185H177ZM261 186V185H260ZM264 186V185H263ZM262 186V187H263ZM67 187V186H66ZM76 187H78V185L76 186ZM140 187V186H139ZM256 187H258V186H256ZM134 188H137V187H134ZM160 188V187H159ZM202 188V187H201ZM225 188H227V186L225 187L224 186V189ZM242 188V187H241ZM259 188V187H258ZM61 189V188H60ZM79 189V188H78ZM138 189V188H137ZM194 189V188H193ZM223 189V188H222ZM248 189V188H247ZM254 189V188H253ZM252 189V190H253ZM136 190V189H135ZM139 190H140V188L138 189V192H139ZM186 190V189H185ZM195 190V189H194ZM255 190V189H254ZM60 191L61 190H58V192L60 193ZM258 191H259V189H258ZM262 191V190H261ZM62 192V191H61ZM255 192V191H254ZM260 192V191H259ZM264 192V191H263ZM63 193V192H62ZM62 193H61V195H62ZM183 193H185V192H183ZM183 193H181V192H177L175 189H173V188H171L170 187V193H169V198L170 199H172V200H175V199H180V200H183L184 199V201H186L185 200V195H183ZM239 194H241L240 192H238ZM260 193H262V192H260ZM144 194V193H143ZM195 194H196V198H195V200H197V202L195 203L196 205H195V208H194V210H196V211H194V213H193V215L195 214V216L198 214L199 216H197V217H201V216H203V215H205V216H203V217H205L206 219H209V221H207V220H202L203 218L201 217V222H202V224L204 225V226H206L207 224L205 223V222H208V224H210V225H212V224H215L216 222H217V220H220V218L218 217L219 215H217V219H216V214H220V211H222L221 213H222V216H223V218H226L229 222H231L230 220H231V218H233L234 219V221H236V224H237V222H238V224L236 225L235 223V225L236 226H234V227H232V231H227V232H223L221 235L220 234H217V235H215L216 237H217V240H218V242L220 243V246H221V248H222V251H223V254H224V258H226V259H235V258H239V259H242V258H244L247 262H246V264H264V216L263 217H261V218H263V220H260L259 218V221H257L258 223H257V225L258 226H256L257 227V231H256V233H252V234H249V233H247V228L245 229V225H243V220L244 219H246V217L245 216H243V214H244V212H246V209H247V206L248 205H257L258 207H256L255 209L256 210H264V201H259L257 198H256V200L258 201H254L253 202V200L255 199H253V196H250V194H244V195H241V196H239V195H237V193H231L230 192V190H229V192L227 191V192H215V193H206V192H195ZM252 194H254L255 195V193H252ZM251 194V195H252ZM257 194V193H256ZM68 195V194H67ZM144 195H146V194H144ZM58 196V195H57ZM143 196V195H142ZM148 196V195H147ZM256 196V195H255ZM63 197H65V194L61 197V199L63 198ZM256 197H258V196H256ZM262 197V196H261ZM260 197V198H261ZM59 198H60V196H59ZM135 198V197H134ZM146 198V202H148L149 201V199H147V197L146 196H144V199ZM33 199V198H32ZM32 199H31V201H32ZM141 199V198H140ZM263 199V198H262ZM64 200V199H63ZM148 200V201H147ZM154 200V199H153ZM264 200V199H263ZM152 201V200H151ZM262 202V203H261ZM60 203H63L62 201L60 202ZM124 203V202H123ZM124 203V204H125ZM148 203H153V202H148ZM156 203V202H155ZM194 203V202H193ZM147 204V203H146ZM150 204V206H149V204H147L148 206H149V208L152 210V213L153 212H155L156 210H158V208H155V207H153V205L154 204H152L151 205ZM166 204V203H165ZM190 204H192V202L191 203H189V205ZM54 205H56V204H54ZM188 205V206H189ZM259 205H260V208H259ZM262 205V206H261ZM59 207V206H58ZM194 207V206H193ZM192 207V208H193ZM244 212H243V211ZM125 211V212H126ZM151 212V211H150ZM157 212V211H156ZM155 212V213H156ZM197 212V213H196ZM199 212V213H198ZM243 212V213H242ZM257 212V211H256ZM264 212V211H263ZM200 213H201V216H200ZM245 215L247 216V214L245 213ZM43 216V215H42ZM214 216V217H213ZM41 217V216H40ZM191 217V216H190ZM212 217H213V221H212ZM85 219L87 218V217H84ZM219 218V219H218ZM215 219V220H214ZM45 220V219H44ZM43 220V221H44ZM113 221H114V219H112ZM112 220L110 221V223L108 224V229H111V227L115 224L114 222H112ZM47 221V220H46ZM82 221H83V219H82ZM214 221H216L215 223H213ZM245 221V220H244ZM138 224H139V222H137ZM47 224H49V223H47ZM231 224V223H230ZM233 224V225H234ZM112 225V226H111ZM130 225V224H129ZM38 226V225H37ZM41 226V225H40ZM153 226H154V230H152V232L151 233H148V234H145V235H143L144 233V231H139V230H137L136 228L135 229H132V228H130V227H132V226H130L129 228H128V231L126 232V236L123 234V236H125V238L127 239L126 240V244H127V254H125L126 255V264H182V261H183V259L184 258H179V257H172V256H169V255H167V257H165V256H162V255H153V254H155V253H153L152 254V248L153 247H155V245H151L150 244V241L153 239V235H154V233H156V232H160V234L159 235H162L163 234V231H165L166 229H168L165 225L163 226V225H159L158 223H156V222H153ZM35 227V226H34ZM42 227H44V225L42 226ZM41 227V228H42ZM48 227V226H47ZM140 227V226H139ZM138 227V225H137V228H139ZM166 227V228H165ZM187 227H189V226H187ZM40 227H36L35 229L33 228L32 230H34V231H32V232H34V234H31L30 233V235L32 236V235H34L35 237H39L40 236V238L42 237V236H45L46 235V233L48 232V230L46 231V229H44L43 231H42V229H41ZM45 228V227H44ZM49 228V227H48ZM179 229H182V227L180 226V227H178ZM140 229V228H139ZM51 229H49V231H50ZM178 229H176V231H177ZM198 231L199 230H203V229H201V227H199V229H197ZM256 230V229H255ZM46 231V233H44ZM188 231H190V230H188ZM178 232V231H177ZM176 232V233H177ZM180 232V231H179ZM186 232V231H185ZM184 232V233H185ZM191 232V231H190ZM48 233H50V232H48ZM141 233H143V234H141ZM175 233V234H176ZM181 234V233H180ZM187 234V233H186ZM185 234V236L186 237H183L185 240H189V238H187V235ZM194 234V233H193ZM50 235H52V234H50ZM159 235H157V236H159ZM176 235H179L178 233L176 234ZM30 236V237H31ZM49 236V235H48ZM53 236V235H52ZM150 236H152V239L150 240ZM162 236H164V235H162ZM162 236H160V237H162ZM180 236V235H179ZM183 236H184V234H183ZM181 237V236H180ZM33 238V237H32ZM36 238V239H37ZM48 238V237H47ZM182 237H181V240L183 241H181L180 240V242H182L181 244H183V246L181 245V244H179L178 243V245H180L181 246V249H183L184 248V250H182L183 251V253L184 254H190V253H193L194 254V252L193 251H196V249H197V246L195 247L194 245H192V244H190L191 242H184L185 240L183 239ZM187 238V239H186ZM44 239V238H43ZM42 239V240H43ZM45 239H46V237H45ZM191 239V238H190ZM187 240V241H188ZM193 240V239H192ZM44 241V240H43ZM191 241V240H190ZM197 241V240H196ZM196 241H195V243H196ZM152 242V241H151ZM152 243H154V242H152ZM194 243V244H195ZM198 243V242H197ZM196 243V244H197ZM199 243H200V241H199ZM198 243V244H199ZM202 244V243H201ZM124 245V244H123ZM207 246V245H206ZM229 246H230V249H229ZM202 247H204V248H202ZM208 247V246H207ZM207 247H205V245H201V247H200V249H201V251L199 252V256H200V258H201V260H203L204 261V263H207V264H211V260H210V258H208L207 256H205V255H203V254H205L206 252H207ZM155 249V248H154ZM188 250V251H187ZM197 250H199V245H198V249ZM204 251H206L205 253H204ZM187 252V253H186ZM196 252H198V251H196ZM195 252V255L196 254H198V253H196ZM182 253V254H183ZM234 253V254H233ZM123 254V253H122ZM166 254V253H165ZM164 254V255H165ZM188 254V255H189ZM190 255H192V254H190ZM170 257V258H169ZM31 259V258H30ZM34 260H37V259H34ZM38 260H39V258H38ZM228 260V261H229ZM40 261V260H39ZM36 263H37V261H36Z\"/></svg>","mask_w":264,"mask_h":264},{"label":"crops","instance_id":"3","mask_svg":"<svg viewBox=\"0 0 264 264\" xmlns=\"http://www.w3.org/2000/svg\"><path fill=\"white\" fill-rule=\"evenodd\" d=\"M65 146H66V145H65ZM53 149H54V150H53ZM58 149H59V148H58ZM58 149L50 148L49 150H50V153H52L53 155H55V156H57V157H59V158L62 159V158L66 155V149H65V151L59 149V152H58V151L55 152V151L58 150ZM63 149H64V148H63ZM26 154H30V150H27ZM43 176H45L46 178H49V176L46 175V174H44Z\"/></svg>","mask_w":264,"mask_h":264},{"label":"flooded vegetation","instance_id":"4","mask_svg":"<svg viewBox=\"0 0 264 264\" xmlns=\"http://www.w3.org/2000/svg\"><path fill=\"white\" fill-rule=\"evenodd\" d=\"M233 114H235V113L232 112V111H229L228 113H224L223 116H224V117H227V116H228V118L231 119V118H233V117H231V116H233ZM230 115H231V116H230ZM229 116H230V117H229ZM150 191L153 192L154 189H151ZM149 193H150V192H149ZM152 197H155V195H151V194H150L149 198H152Z\"/></svg>","mask_w":264,"mask_h":264}]
</instances>
